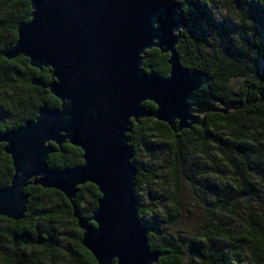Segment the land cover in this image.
Returning a JSON list of instances; mask_svg holds the SVG:
<instances>
[{"label": "water", "instance_id": "95a60500", "mask_svg": "<svg viewBox=\"0 0 264 264\" xmlns=\"http://www.w3.org/2000/svg\"><path fill=\"white\" fill-rule=\"evenodd\" d=\"M28 1L29 20L18 23L4 57L50 69L46 88L61 104L40 107L34 119L0 135L13 170L0 187V216L23 218L28 185L73 202L78 186L90 183L100 196L90 217L76 216L81 245L97 264H154L159 253L150 251L137 217L132 122L151 117L177 134L202 126L203 114L234 108L213 94L206 72L181 66L176 46L186 22L176 0ZM152 48L168 55L166 76L143 67ZM65 142L81 150L82 163L50 168L48 156Z\"/></svg>", "mask_w": 264, "mask_h": 264}, {"label": "trees", "instance_id": "16d2710c", "mask_svg": "<svg viewBox=\"0 0 264 264\" xmlns=\"http://www.w3.org/2000/svg\"><path fill=\"white\" fill-rule=\"evenodd\" d=\"M176 1L186 22L176 46L181 66L206 72L213 94L234 109L227 114H203L202 126L194 125L177 134L151 117L132 122L127 136L137 168V217L147 229L150 251L159 253L154 264H187L179 243L168 237L155 240L157 224L146 218L151 210H145L138 199L142 184L152 182L155 173L137 158L152 137L165 145L167 160L163 166L173 172L165 183L173 192L172 212H166L164 221L172 222L178 206L177 171L194 184V176L201 177L202 170L192 156L200 153L217 167L213 172L217 177L220 167L230 174L220 169L223 173L219 179L225 181L224 187L217 188L216 201L224 211L187 239L193 257L189 264H264V0H225L226 14L220 19L212 0ZM30 11L28 0H0V114L9 119L0 121V135L34 119L40 107L58 109L61 104L46 88L50 69L33 68L23 56L11 60L4 57L16 41L18 23L28 21ZM167 57L156 48L146 50L143 67L166 76ZM16 89L20 92L12 94ZM143 105L155 110L150 102ZM3 147L0 143V187L8 185L13 172ZM81 155L78 147L65 142L48 156L47 164L54 169L77 166L82 163ZM209 187L214 189L215 182ZM24 192L29 197L23 218L13 221L0 216V264H41L59 253L65 264H97L81 245L76 219L90 217L95 209L100 194L94 185L78 186L73 202L57 190L39 186L28 185ZM60 229L74 235L65 246L55 242Z\"/></svg>", "mask_w": 264, "mask_h": 264}, {"label": "rangeland", "instance_id": "374dc122", "mask_svg": "<svg viewBox=\"0 0 264 264\" xmlns=\"http://www.w3.org/2000/svg\"><path fill=\"white\" fill-rule=\"evenodd\" d=\"M212 1V6L215 9L217 17L219 19L222 18L226 14L224 10L225 0ZM19 92L20 91L16 89L13 93L12 91L10 93L17 95ZM4 116V113L0 114V121L9 120ZM150 139V144L140 149L137 160L143 167L155 173V179L152 182L142 184L138 191V199L145 210H151L146 214V218L148 220H153L152 222L157 224L156 226L158 229L155 240L160 241L162 237H168L173 242L179 243L181 249L185 252L183 256L184 262L189 264L193 257L187 249V239L197 235L202 228H207L208 222L213 221L214 216L224 211L220 208V203L216 201V192H220L217 190L219 186L224 187L223 183L225 179H219L223 173L222 171L220 172V169H223L225 171L223 174L226 175L230 174V171L224 167H220L219 176L217 177V174L213 173L217 167L213 168V163L211 164V161L207 158L204 159L202 154L193 153L194 155L192 158L198 161L201 167V177L196 174L193 178L195 183L190 184L178 169L177 215L172 222L164 221L166 212H172L170 199L173 188L171 185L166 184L165 181L170 179L173 172L171 173L169 169L163 166L164 162L167 160L164 153L165 145L156 138L152 137ZM217 158L218 157L215 159ZM213 182H215V187L214 189H210L209 184ZM203 184H205V186H203ZM233 222L234 221H231V223ZM48 231L49 230H46L44 232L46 233ZM73 236L70 230L60 229V231L55 234V242L60 246H65ZM41 248L42 247H40V249ZM41 264H65V261L59 253L56 257H53V260L52 258L43 259Z\"/></svg>", "mask_w": 264, "mask_h": 264}]
</instances>
